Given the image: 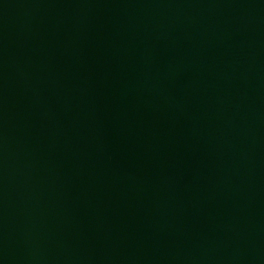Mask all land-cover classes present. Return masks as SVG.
I'll use <instances>...</instances> for the list:
<instances>
[{
  "label": "water",
  "instance_id": "1",
  "mask_svg": "<svg viewBox=\"0 0 264 264\" xmlns=\"http://www.w3.org/2000/svg\"><path fill=\"white\" fill-rule=\"evenodd\" d=\"M0 264H264V0H0Z\"/></svg>",
  "mask_w": 264,
  "mask_h": 264
}]
</instances>
